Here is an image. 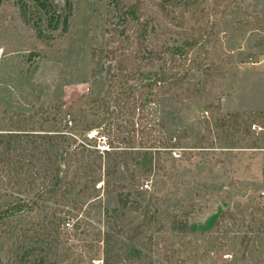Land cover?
Wrapping results in <instances>:
<instances>
[{
  "label": "rangeland",
  "instance_id": "374dc122",
  "mask_svg": "<svg viewBox=\"0 0 264 264\" xmlns=\"http://www.w3.org/2000/svg\"><path fill=\"white\" fill-rule=\"evenodd\" d=\"M130 1L155 52L132 101L173 146L136 148L108 187L66 195L71 255L58 264H264V0H0V130L70 127L82 110L95 120L88 95L77 99L106 18L120 20ZM103 131L74 130L94 144Z\"/></svg>",
  "mask_w": 264,
  "mask_h": 264
},
{
  "label": "trees",
  "instance_id": "16d2710c",
  "mask_svg": "<svg viewBox=\"0 0 264 264\" xmlns=\"http://www.w3.org/2000/svg\"><path fill=\"white\" fill-rule=\"evenodd\" d=\"M134 3L131 2L132 7L126 14L119 16L120 20L106 18L105 40L92 50L95 67L88 82L89 92L77 100L88 95L89 104L96 112L95 120H89L82 110L74 122L70 120V127L58 120L59 126L55 129L0 130V189L3 190L0 197L4 198L5 205L0 209L3 264H58L59 259L71 255L70 246H63L69 229L66 225L70 224L67 218L73 215L66 207L69 206L66 195L77 186H96L100 181L108 187L118 165L122 163L128 169L130 157H137L136 148L152 152L160 144L173 146L160 142L155 128L138 111V102L132 101L145 59L149 53L155 54L148 49L145 18L142 19L141 8ZM95 127L103 128L110 150L102 152L97 143L82 142L74 132L83 129L87 135ZM100 132L96 129V134ZM121 186L115 182L112 185L113 189ZM29 191L33 193L27 198ZM168 215L176 225V215L171 212ZM27 217H32L29 222ZM13 225L17 226L16 232L3 242V238L12 234ZM180 225V231L186 233L188 221L182 220ZM30 242L41 244L43 255L29 254ZM131 252L133 258L138 255L135 248ZM104 263H108V258Z\"/></svg>",
  "mask_w": 264,
  "mask_h": 264
},
{
  "label": "built area",
  "instance_id": "2783aa9c",
  "mask_svg": "<svg viewBox=\"0 0 264 264\" xmlns=\"http://www.w3.org/2000/svg\"><path fill=\"white\" fill-rule=\"evenodd\" d=\"M102 139H103V142H102V144H98L97 145V148L100 150V151H102V152H104V151H107V150H110V144H109V142H108V139H107V137L106 136H102ZM146 187H148L149 186V184L148 183H146V184H144ZM142 187H144V186H142Z\"/></svg>",
  "mask_w": 264,
  "mask_h": 264
}]
</instances>
